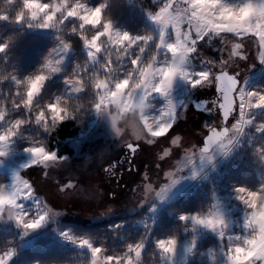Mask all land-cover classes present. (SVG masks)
<instances>
[{
  "label": "rangeland",
  "instance_id": "1",
  "mask_svg": "<svg viewBox=\"0 0 264 264\" xmlns=\"http://www.w3.org/2000/svg\"><path fill=\"white\" fill-rule=\"evenodd\" d=\"M44 2L55 6L52 13L55 29H38L47 17L37 11V0H0V17H8L6 22L0 20V44L8 45V51L0 55V60H5V64L0 65V121H3L0 122V136L16 135L5 149L6 154L0 156V172L8 176L0 189L9 194L11 191L22 194V184L11 190L15 178L19 176L34 186V195L30 199L19 201L29 218L51 210L49 219L40 229L29 232L26 236L22 234L26 238L24 247L35 245L40 235L41 239L48 237V249L54 246L67 248L79 256L77 261L64 264H108V257L115 258L116 264H170V261H174V264H225L224 252L229 243L243 246V242H236L235 237L251 235L244 229L247 212L250 217L255 214L253 225L264 227V133L256 131V126L264 123V109L248 114L253 123L242 134L237 131L226 137L224 143L232 141L227 154L216 145L201 158L199 149L204 144L207 127L218 126L220 118L198 111L194 108L193 100L196 98L201 102L214 99L217 95L214 88H193L188 80L178 76L172 88L166 89L165 77L160 70L171 69L174 65L166 57L164 50L158 55L151 51L152 45H149V54L146 52L138 65L129 66V59L123 57L125 51L130 49L126 48V43H121L117 48L114 40L103 44L114 56L111 67L104 64L106 58L103 54L98 55L95 60L90 59L78 30L75 33L72 31L73 27L78 26V21L68 19L64 23L66 17L63 13L60 19H55L56 12L66 11L68 8L80 15V11L75 8L78 0ZM83 2L95 7L103 0ZM105 2L109 3L107 11L110 14L105 19L110 18L115 29L132 35L154 36L152 44H155L161 26L155 24L148 15L157 7L153 0ZM122 2L134 12L112 13ZM227 2L234 4L238 0ZM193 3L200 8L207 6L208 14L215 20L229 22L212 25L217 31H253L264 38V10L242 8L224 12L217 7V0H193ZM128 15L134 17V22L137 18L144 24L140 28L127 24ZM19 19H23V23L18 24ZM207 23L211 25L212 21ZM31 33L34 36L42 34L45 40L52 41L51 45L43 48L30 62L29 66L38 64L37 69L21 73L9 70L7 76L9 62L14 65L19 61L18 56L28 50L32 41H28L26 36ZM34 40H37L36 37ZM61 41L70 45L67 53L63 52ZM166 41H171L170 29L166 30ZM78 42L82 45V52L79 53L81 62L71 63L78 52L76 45L80 48ZM235 42L232 40V43ZM232 43L228 45L229 49ZM24 44L28 45L24 47ZM199 47L201 57L218 61L222 55L216 50L221 47L216 40L212 41V47L204 44ZM113 49L116 51L113 52ZM132 52L135 54V49ZM176 55L178 52L172 54L173 57ZM61 57V71L46 81L43 91L32 104L37 93L34 86L27 82L41 72L47 73L49 64L54 67L55 61ZM202 63L199 57H193L185 65V70L198 71ZM236 65L229 70L239 71L242 86L248 90H264V64L250 60L246 63L237 61ZM71 74H74L72 89L64 83ZM80 75L85 76L83 80ZM56 81L63 83L58 87L49 86ZM117 84L123 86L117 87ZM155 87H162V91L156 93ZM77 88L86 90L79 93L74 91ZM169 102L173 105V112L166 117L165 110ZM97 105L102 106L99 114L95 110ZM41 113L44 114L45 122L51 121L53 125L75 119L81 126L79 136L68 141L74 148V154L60 157L59 167H29L33 157L25 149L39 141L51 150L50 135L56 128L50 127L47 132L35 124V115ZM162 119L172 123L173 127L166 137L150 145L151 140L145 133L155 130L156 135L162 134ZM177 135L182 138V144L174 146L168 158L159 160V154H162L164 148H170V139ZM129 139L145 144H141L139 151L130 155L125 146ZM3 143L6 142L0 141V144ZM52 151L57 153L56 150ZM192 153V163H189L188 157ZM50 158V155H44L42 160ZM109 168L113 169V175L106 171ZM168 171L175 173L172 179H179V183L160 200L153 191L148 190L147 184L150 183L155 191H159L168 183L165 178ZM69 183L75 189L61 192L60 187H66ZM236 187L256 191L246 190L240 194V199H236ZM185 193L190 195L174 205ZM195 197H200L203 201L201 203H204L200 210H194L196 202L191 201L197 200ZM0 211L3 212L0 228L14 227L16 231L23 233L24 230L10 219L18 215L15 206H6L0 201ZM215 212L223 218L226 225L224 229L219 225L215 230L197 226L193 231L191 220L182 222L179 219L181 215L199 214L208 217ZM133 214L142 215L132 223L124 221ZM161 215L175 218L180 223L179 226L177 224L174 236L163 233L164 228L162 231L155 230ZM106 222L113 234L121 236L120 243H123L124 236L133 241L129 236L134 232L137 235L134 237L136 244L127 250L122 248L125 252L121 255L115 250L107 252L108 241L106 244L103 240L97 242L100 241L97 239L100 234L97 232L94 236V232L85 229V226ZM221 230L225 233L223 237L219 234ZM46 231L48 232L45 233ZM64 232L76 238H88L94 246L104 251L93 257L90 249H82L63 239L61 234ZM229 238H232L231 241ZM169 239H176L177 247L173 253L165 254L157 247V243ZM193 239L196 241L195 247L192 246ZM136 247H140L139 255L135 252ZM12 263L13 259L10 264Z\"/></svg>",
  "mask_w": 264,
  "mask_h": 264
},
{
  "label": "snow or ice",
  "instance_id": "2",
  "mask_svg": "<svg viewBox=\"0 0 264 264\" xmlns=\"http://www.w3.org/2000/svg\"><path fill=\"white\" fill-rule=\"evenodd\" d=\"M153 3L157 4V7L151 10L148 15L150 19L160 27L159 37L155 44L154 36H146L145 34L132 35L127 31H120L114 28L112 20L105 19L106 16L110 17L108 13L109 3L103 0L102 3L95 7H90L84 3L83 0H78L75 8L80 11V15H77L72 8H68L66 11L61 10L56 12L55 19H60L61 14L66 17L64 23L68 19L78 21V26L73 27V32H79L80 39L83 40L86 49L88 50V57L95 60L100 54H103L105 59V65L112 66V60L114 58L111 52H108L103 44L105 41L114 40L116 47L119 48L121 43H126V48L130 51H125L124 57L129 59L130 65H138L140 59H143L144 54H149V45H152L151 51H154L156 55L164 50L166 57L172 60L174 67L168 70L161 69L160 71L165 77L166 89H171L176 77L188 80L193 88L196 87H211L214 88L217 95L208 105V109L213 112L215 109L216 114L220 118V124L216 127H207L206 139L204 140V146L199 149L200 156L203 158L204 154L209 153L213 145H219L225 150V153L230 150L229 145L232 141H223L232 132L243 133L244 129L253 123V119L249 118V113L254 110L264 109V90H248L245 86H242V78L239 71H230L236 65L237 61H248L264 64V38H261L256 32L253 31H217L212 25L215 24H228V21L215 20L213 16L208 14L209 10L207 6L200 8L199 5H195L193 0H153ZM183 5V7H181ZM54 5L44 0H37V11L47 17V20L39 25L38 29H55L53 22V10ZM217 7L224 12L237 11L242 8H254L257 10H264V0H238L237 3H228L227 0H217ZM36 17H34L35 19ZM252 18H250L251 21ZM0 20L7 21L8 17H0ZM207 21H212L210 25ZM17 23H23V19L17 20ZM31 28V25H29ZM171 30V41H166V30ZM91 33L92 35H89ZM218 41L221 47L217 48L218 52L222 55L217 61L215 59H208L200 56V45L204 44L208 47H212V41ZM232 40L236 41L232 43ZM63 52L67 53L70 45L64 43ZM232 43V47L229 49L228 45ZM147 45L146 47H144ZM135 49V54L132 50ZM251 50V51H250ZM8 51L7 44H0V55L5 54ZM116 49H113L115 52ZM178 52L175 57L173 53ZM193 57H199L202 60L201 68L198 71L189 72L185 70V65ZM118 59V58H115ZM119 60V59H118ZM63 63V57L55 61L53 67L49 64V71L47 73L41 72L34 78H31L27 83L34 86L37 95L34 96L31 103L34 104L36 98L41 94L44 89L45 83L50 79L52 75L61 71V65ZM82 72V70H81ZM170 74V75H169ZM72 75H69L65 79L64 83L72 89ZM85 76L80 75V79L83 80ZM117 87H122L121 84H117ZM86 90V89H85ZM84 90V91H85ZM74 91L82 93L80 89H74ZM154 91L160 93L162 87H155ZM101 105L96 106L97 114L100 113ZM51 108V105L49 106ZM25 109V108H24ZM30 110V109H28ZM166 117H169L173 112V105L171 102L168 104ZM155 119V117H154ZM35 124L40 125L45 131L48 132L50 127H56L58 124L53 125L51 121L45 122L44 114L35 115ZM3 122V121H0ZM62 123V122H60ZM164 127L160 129L162 134L156 135L155 130L152 133L146 132L145 135L151 140V144L157 143L160 138H164L168 135L173 127L172 123L167 122L165 119L161 120ZM21 128V126H20ZM19 128V130H20ZM166 129V131H165ZM257 133H264V123H260L256 126ZM16 135L0 136V141L6 143L0 144V156H4L5 149L8 144ZM170 148H164L162 154L158 156L159 160H164L171 155V149L178 147L182 144V138L180 136H174L170 139ZM141 144H145L140 141L130 140L125 143L130 155H134ZM33 159L30 162L29 167H41L43 169H50L53 167H59L60 157L57 153L49 150L41 142H33L31 146L25 149ZM195 149H193V153ZM192 155L188 157L189 163H192ZM44 155H50V159L43 161ZM211 159V157H209ZM179 170V166H178ZM113 175V169L106 170ZM175 173L168 171L165 173V178L168 181L167 184L162 186L159 191H155L153 186L148 183V190L155 193L156 198L163 200L169 190L179 183V179H172ZM147 180V177H145ZM170 181V183H169ZM23 185V193L18 194L15 191L9 192L0 189V201L7 205H13L17 208L18 215L10 217L15 221L18 228L23 229V235H27L29 232L40 229L49 219L50 209L43 211L35 218H29L28 214L23 211V205L19 203L21 200L30 199L34 195V186L30 181L22 179L17 176L15 182L12 185L14 190L18 185ZM75 186L71 183L66 187H60L61 192H67L74 190ZM246 190H250L246 187H236L234 189L236 193V199H240V194ZM256 191V190H250ZM46 207V206H45ZM214 207V206H213ZM254 215L250 217L248 212L244 220V229L251 235L236 236L235 241L243 242V246L239 244L234 245L229 243L226 251L224 252L225 264H264V227L256 226L252 224ZM179 219L182 222L192 221V230L195 231L197 226H203L206 229L215 230L217 225L224 229L226 227L223 218L218 212H215L208 217H202L199 214L196 215H181ZM0 220H3V212L0 211ZM220 236L225 235L224 231L219 232ZM63 239L68 240L74 245L80 248H88L91 250V254L95 257L104 249L94 246L91 240L88 238H76L68 232L61 234ZM230 241L232 238H229ZM196 241L192 240V246L195 247ZM157 247L161 249L165 254L173 253L177 247L176 239L161 240L157 243ZM191 251V248L188 249ZM137 255L140 253V247L135 248ZM16 255V251L0 255V264H10L11 260ZM108 264H116L115 258L108 257ZM170 264H174V261H170Z\"/></svg>",
  "mask_w": 264,
  "mask_h": 264
},
{
  "label": "trees",
  "instance_id": "3",
  "mask_svg": "<svg viewBox=\"0 0 264 264\" xmlns=\"http://www.w3.org/2000/svg\"><path fill=\"white\" fill-rule=\"evenodd\" d=\"M122 11L126 13L134 12V11L131 12V8L129 7V5H127L125 2H122L120 5H118V9H115L114 11H112V13H120ZM126 19H127V24L134 25L138 28H140L144 24L143 22H140V20H138L137 18L134 22V17H132L131 15L126 16ZM35 37L37 40L33 41ZM45 38H49V37H45ZM26 39L28 41H32L30 43L28 50L26 52L23 51L22 56H18L19 61L14 64L15 66L12 65V62H9L7 76L10 73L9 70H13L15 72L21 73L25 71H32V69L38 67V64H34L33 66H29V64L32 60H34V58L38 56L37 54L43 48L49 47L52 42L50 40H45L42 37V34L40 33L35 34V36L32 33L28 34L26 36ZM78 43L80 45V48L78 45H76V49L78 52L76 55L73 56L71 63L81 62L79 53L82 52V45L80 44V42ZM27 45L28 44H24V47ZM4 64H5V60H0V65H4ZM62 83H63L62 81H56L54 83H51L49 86L58 87ZM55 91L56 89H54V92ZM80 133H81V126L77 123L75 119H68V120L63 121L58 126H56V128L53 130L52 134L50 135V141H49L50 149L56 150L58 157H63L65 155L74 154V148L68 144V141L70 139L78 137ZM7 177L8 176L0 172V187L4 185V183H6ZM189 195H190L189 193L188 194L185 193L184 195H182V197H180V199H177L174 202L175 203L174 205L183 201ZM195 199L197 200L193 201L194 199H192L191 201V202H196L194 210H200L204 206V203H201L203 201L201 200L200 197H195ZM141 215L142 214L130 215L126 217L124 221H126L128 224L132 223L133 221L141 217ZM177 224L178 226L180 225V223L177 222L175 218H169V217H165L161 215V217L158 219L155 230L162 231L164 228L163 233L169 236H174V234H176L175 233L176 229H178ZM85 229H88L89 231L94 232V236L97 234V232L100 234L97 236L98 237L97 239H100V241H97V242L100 243L103 240L106 244V242L108 241L106 244L107 252H111L110 250H115L117 254L121 255L125 252L122 248H126L127 250L136 244L134 243L135 242L134 237H136L137 235H134V232H132L131 235L129 236V238H131L133 241H130L128 237L124 236L122 240L123 243H120L121 236L113 234L107 222L97 224L95 226H85ZM48 231H46L45 233H47ZM107 233L109 235H107ZM41 236L42 235H40V237ZM40 237L37 238V240L35 241V245H33L32 247H24V242L26 238H24L22 233H20L19 231H16L14 227L13 228L2 227L0 228V255L4 254L5 252L7 253L10 250H15L16 255L13 258L12 264H36V263L64 264L65 262L71 263L79 259V256H77L75 252L67 248L60 249L57 246L56 247L54 246L53 248L48 249V237L43 238V239H41ZM113 238H116V239L114 240ZM55 248L56 250H52ZM85 264L87 263L85 262Z\"/></svg>",
  "mask_w": 264,
  "mask_h": 264
},
{
  "label": "flooded vegetation",
  "instance_id": "4",
  "mask_svg": "<svg viewBox=\"0 0 264 264\" xmlns=\"http://www.w3.org/2000/svg\"><path fill=\"white\" fill-rule=\"evenodd\" d=\"M213 99H205L201 102H198L197 100H193V105H194V108L197 109L198 111H202L204 112V114L206 115H214V116H217L219 117L216 112H215V109L213 110V112H211L209 109H208V105L212 102ZM213 127H216V126H213Z\"/></svg>",
  "mask_w": 264,
  "mask_h": 264
},
{
  "label": "water",
  "instance_id": "5",
  "mask_svg": "<svg viewBox=\"0 0 264 264\" xmlns=\"http://www.w3.org/2000/svg\"><path fill=\"white\" fill-rule=\"evenodd\" d=\"M205 139H206V137H205ZM205 139H204V140H205ZM203 146H204V144H203ZM203 146H202V147H203ZM215 146H216V145H213V146L211 147L210 151H211ZM138 151H139V148H138Z\"/></svg>",
  "mask_w": 264,
  "mask_h": 264
},
{
  "label": "clouds",
  "instance_id": "6",
  "mask_svg": "<svg viewBox=\"0 0 264 264\" xmlns=\"http://www.w3.org/2000/svg\"><path fill=\"white\" fill-rule=\"evenodd\" d=\"M170 75V74H169ZM123 86V85H122Z\"/></svg>",
  "mask_w": 264,
  "mask_h": 264
}]
</instances>
